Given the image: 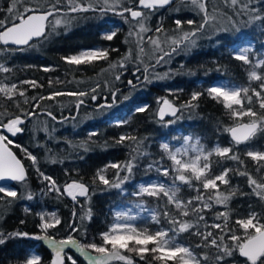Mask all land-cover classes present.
<instances>
[{"label":"trees","instance_id":"16d2710c","mask_svg":"<svg viewBox=\"0 0 264 264\" xmlns=\"http://www.w3.org/2000/svg\"><path fill=\"white\" fill-rule=\"evenodd\" d=\"M44 0H30L28 6H42ZM215 1V0H214ZM64 0L63 10L66 12L67 6ZM10 0H0V19H4L8 14L6 12ZM172 6L158 9L149 16L146 21L148 28L152 29L147 33L148 37L165 39L173 37L178 38L183 31L195 30L201 23L200 17H191L187 10L180 11L178 15H172L169 10ZM24 4L21 3V11ZM208 10V8L206 7ZM221 17L236 20L238 31L228 28V23H220L219 27L225 31L218 35L209 31V23L203 32L197 36V42L192 48L186 50L182 47L172 56H165L159 63L148 62L145 69L136 67L135 63H126L120 73V79L117 83L113 82V77L109 76L110 65L117 63L122 59L127 50L125 42V31L120 30L111 40H105L102 37V31L107 28L104 22H95L92 20V13L85 11L69 15L71 18L85 20L78 23L70 30L57 33H48L39 39L29 43L23 48L13 46L4 47L0 45V64L8 67L9 72H0V84H16L17 90L9 100L5 95L0 94V120L7 123L9 118L20 116L28 119L21 127L23 131L14 137L8 136L11 141L5 142L13 153L22 161L26 168V184L14 183L12 188L19 194V199L8 204L11 198L3 197L0 201V232L5 236L8 233L22 232L28 233L27 237H15L0 244V264H23L31 251L36 250L40 256V264H52L54 253L43 240H37L32 237L39 236L40 216L38 212L41 209L47 211H56L60 223L48 232L55 240L65 239V227L74 225L78 231L73 232L72 236L81 244L96 242L97 235L106 230V225L111 222V209L122 203H126L132 198L130 194L135 193L133 185L141 180H147L155 176L154 171H147L148 165L167 164V160L159 147L161 138L177 139V129L181 132H191L194 136L201 137L205 142L212 146L218 144L221 147H232L235 149V155L240 160H231L221 158L211 164L212 173L217 174L225 168L231 169L228 173L229 184L220 185V191L225 194L232 193L228 202L227 209L222 205H217L212 201L209 210L202 211L200 215L205 217L204 221H198L196 214L183 217L177 212L179 220H187L199 225V232L209 231L214 233L213 238L224 236V243L229 246L233 242L229 238L230 233L225 235L227 229L222 232L220 229L210 227L213 223L223 225V218L217 220L216 214L222 211H229L228 227L236 230L237 234L243 237L239 226L235 220L240 217H246L249 212H256L264 218V200H260L248 185L247 176H241L239 171H246L256 179L264 178V168L257 171V163H254L245 155V144L235 145L229 141L226 129L236 125L238 121L232 117L222 102H217L206 93L210 85L219 80H226L232 84L247 85V67L240 61L232 58L230 47L245 38L254 44V51L258 52L264 47V20H253L252 18L259 14L264 17V0L248 5L245 10L235 7L234 9L221 8ZM255 11H252V10ZM234 10V12H233ZM232 11V12H231ZM147 12V11H145ZM108 17H115L113 12L106 13ZM217 17V15H216ZM182 21L181 28L177 29L176 20ZM188 20H194L195 24L189 25ZM18 21H8L11 23ZM161 26L163 31L156 33L155 28ZM239 32V33H238ZM208 35V36H207ZM93 46H102L106 49H115L109 51L107 60L93 61L81 65H69L62 57L76 54L82 49H89ZM7 50H4V49ZM168 51L169 45L163 46ZM134 62V61H133ZM49 69L44 71V69ZM139 69V70H137ZM137 72L140 80H136L133 73ZM143 74L147 75L148 80L142 82ZM159 75L162 78L160 83L152 82V78ZM137 76V77H138ZM128 80L132 81L129 87ZM23 81H35L36 86ZM51 81V83H50ZM108 83V94H98L103 84ZM165 85L177 90L176 97L168 101L179 107L180 113L177 118L158 122L156 112L159 105L164 102L160 100L167 96L163 91ZM256 87V86H255ZM95 89V91H93ZM163 89V90H162ZM20 91L24 92L21 96ZM117 92L115 104H122V110L112 119H122L120 114L128 116L124 125H111L108 108L100 107L92 109V96L97 95L96 105L105 98L111 103V95ZM55 92H86V96L60 95L54 99H40L48 97ZM199 93L197 100H192V95ZM83 101L80 105L77 117L73 119L75 107L69 104ZM160 100V101H159ZM107 103V104H108ZM67 104V105H66ZM191 104V106H189ZM38 105V106H37ZM137 106H144V112L134 111ZM260 111L255 104L247 105ZM40 112L51 113L56 119L69 117L66 121L74 122L78 117L91 115L92 119L86 125L66 126L63 121L56 123L49 117L39 114ZM243 121H247L244 119ZM174 122V125L167 126V123ZM97 135H91V133ZM264 135V133H262ZM121 135L136 137V140H126L117 143ZM260 148L264 150V137L260 139ZM138 148V151L136 149ZM25 149L26 151H21ZM31 153L37 157V168L44 175L51 177L61 191L67 184L78 182L84 184L88 189L87 196H90L88 205L84 206V201L73 203L70 199L53 195L46 191V196L39 198L37 192L42 188V183L34 174L36 172L31 166V162L23 157V153ZM233 153H229L232 155ZM53 158L55 163L52 162ZM133 158L134 161H133ZM128 161H133L134 167L129 178L120 185L119 188L112 187V184L119 183L128 173L127 170L107 169V178L109 184H103L97 180V172L111 163L120 164L123 168ZM243 161V163H240ZM259 164L263 165L262 162ZM120 172L119 177L116 173ZM35 172V173H34ZM38 173V172H37ZM129 175V174H128ZM200 186V184H197ZM206 198L214 190L204 192ZM28 194L32 199H26ZM55 197V198H54ZM135 198V197H133ZM147 200V199H146ZM79 206V207H78ZM27 209V211H25ZM75 212V216L73 213ZM88 213V215H87ZM23 221V223H21ZM205 224L208 226L206 227ZM172 229L173 225H167ZM179 233V239L184 242L194 253L203 255L207 253L212 256L216 254L215 248L196 247L202 244L200 236L192 235L193 231ZM67 238V237H66ZM110 248V246H108ZM89 255L95 257L100 255L90 249L86 250ZM121 254L128 257L132 264H161L160 261L153 259V253L147 252L141 255L137 252L121 250ZM223 255V254H221ZM62 256H72L77 264H88L84 255L78 254L71 249H66ZM237 263L247 264L246 260L238 255V251L233 257H226L222 264ZM64 264H72L65 258ZM109 264H126L124 260H111Z\"/></svg>","mask_w":264,"mask_h":264},{"label":"snow or ice","instance_id":"6c2138e0","mask_svg":"<svg viewBox=\"0 0 264 264\" xmlns=\"http://www.w3.org/2000/svg\"><path fill=\"white\" fill-rule=\"evenodd\" d=\"M175 0H138V5L136 0H98V4L93 6L89 4L85 7L83 4L79 3L78 0H67V11L63 10L64 0H48L47 6H28L30 0H10V4L6 9L7 16L4 19H0V45H17L25 46L29 45V42L34 38L44 37L46 35V27L49 23V18L54 19L53 28L58 27L62 24V20L56 18L58 14L67 15L68 13L84 12V11H97L101 13H107L109 11L113 12L115 15L120 16L125 20L126 23H131L128 20L125 13H128L131 16V20L135 21L136 24L133 25L134 31L130 30L129 35H136L139 40H143L142 33L152 31V29L146 26V21L155 10L163 8L166 5L174 3ZM190 2L193 9H199L204 13L203 22L200 23L195 30L183 31L181 28L182 21L179 19L175 21L177 29L183 31V35L180 39H172L171 44L174 47L170 51L164 50L161 46V41L159 38L153 39L149 37L151 44L155 48L161 51L163 54L159 55L157 58V63L164 60L165 56H170L172 52H175L182 42L190 41L191 37L197 35L204 28H206L210 20L214 17H210L206 4L203 0H186ZM227 2V0H226ZM233 6L237 5L238 0H230ZM21 3L24 4L23 10L21 11ZM244 8H247V5H244ZM143 9H147L145 12ZM5 11V9H0V12ZM252 11H255L254 9ZM253 20H264V17L259 14L255 15ZM8 21H18V23H11V26H8ZM189 25L195 24L194 20H188ZM163 31L161 26L155 28L156 33H161ZM117 35L116 31H110L103 35V39L111 41ZM4 50H7L6 48ZM250 49L243 48L239 53L234 55V59L237 61L243 62L245 65L251 64V61L248 56V51ZM109 51H115V49H105V48H95L89 50H83L79 54L71 55L67 57H62L65 62L69 65H81L85 63H92L93 61L98 60H107L109 56ZM140 51L143 52L144 49L141 47ZM127 59V57H125ZM264 65V59L259 60L253 65V68H259ZM119 67L123 68L124 64L120 63ZM110 67H117L116 64L110 65ZM49 69L45 68L44 71ZM139 70V69H137ZM10 69L3 64H0V72L7 73ZM117 80L120 79V75L115 77ZM148 77L145 75V80ZM249 80L262 81L259 85V90L250 89V88H226L222 86H211L208 88L209 95L217 102H223V106L227 109L231 116L236 118L238 122L235 126L226 129L230 134L232 141L235 145L246 144L247 142L253 140L258 135L264 133V77H261L257 74L256 71L249 72ZM22 83H30L33 87L36 86L35 81H23ZM51 83V81H50ZM129 84H132V81H129ZM17 90V85L12 84L8 87L0 86V93H4L5 97L11 100L12 93ZM95 91V89H93ZM251 91V95L249 92ZM21 96H24V92L20 91ZM243 94V95H242ZM60 95H76V96H86V92L72 93V92H55L48 97H40V99H54L55 96ZM199 93H194L192 95V100L195 101L199 97ZM115 96V93H113ZM253 97L256 100H253ZM92 99L95 100L96 97L92 96ZM245 99L247 100L248 105H252L258 101L260 111L255 110L253 107H247L244 104ZM115 102V101H114ZM83 101L77 102V108ZM164 104L168 106L172 115H175L176 109L173 108L167 100L164 101ZM234 105H239V109L234 108ZM38 106V105H37ZM191 106V104H189ZM111 107V105H109ZM145 107H139L136 109L138 112H144ZM51 115V113H48ZM165 114L164 108L160 109V117L163 119ZM243 117H249L248 121H243ZM55 119V117H52ZM24 120L20 116H15L9 118L7 123H4L0 120V129H3L4 132L10 133L12 136H15L17 133L23 131L19 125L23 124ZM91 135H97L93 132ZM126 140H136V137H130L121 135L117 143H122ZM11 142L8 139V136L0 132V181H14L19 184H26V173L23 165L19 160L13 155L12 152L7 150L5 142ZM187 143V140H186ZM163 149L168 152V145H162ZM21 151H26L21 149ZM138 151V148L136 149ZM180 153V150L177 149L176 152H168L170 159L173 162V171L177 174L174 177V181L178 180L182 183L188 184L189 187H193L192 180L201 183L203 189L207 192L209 190H214V195L209 194L207 197L208 201H212L217 205H222L226 209L228 207V202L231 199L232 195H235V190L232 193L225 194L220 191L219 185H228V173L231 169L225 168L218 175L212 174L211 161L210 157L213 153L216 156L221 158L237 160L239 161V156L235 155V149L232 147H220L216 146L212 151L207 153L204 152L201 147L197 151V155L194 158L188 160L178 159L177 154ZM229 153H233L229 155ZM247 156L250 157L253 161L257 162V171L259 172L264 165L259 164V162L264 161V152L258 151H247ZM184 155H187L185 152ZM27 158L33 162L35 166L38 163L37 157L31 153H27ZM135 158H133L134 161ZM133 161H128L123 168L120 164L112 163L109 165L111 168L127 170L129 175L123 177L119 183L112 184V187L119 188L124 181H126L134 167ZM55 163V159L52 160ZM243 163V161H240ZM37 172L40 176L43 177V180L49 182L48 191H57L60 193V189L56 186V182L49 176L44 175L37 168ZM186 173H191V176L186 175ZM239 175L247 176L248 185L252 188V192L260 199L264 200V178L256 179L246 171H239ZM99 179L106 185L110 182L105 176L97 174ZM119 177L120 172L116 173ZM162 175L168 176L169 170L164 169ZM219 182V183H218ZM180 189L175 185V182L172 186H166L165 184H149L141 185L137 195L147 194L149 196H155L159 198L161 194L164 197H167V204L174 205L175 208L179 211L180 215L183 217H188L191 214H196L198 221H204L205 217L200 215L205 209H209L212 205L209 204L205 197L202 194H198L193 199L187 201V204L182 202L177 198V193ZM0 193H3V197L11 198L8 201H3V197H0V201L4 203L11 204L15 200L19 199V194L16 190L9 188L7 185L0 184ZM63 193L71 196L73 200H76L77 196H87L88 189L87 187L78 182H72L67 184ZM61 193V194H63ZM26 199L31 200L32 195L28 194ZM194 201H198L199 206L194 204ZM27 211V209H25ZM75 216V212L73 213ZM229 211H222L216 214V219L219 220L223 218V225L220 223H213L210 227L215 229H220L222 232L227 229L225 235L230 233L229 238L233 242L232 246L224 243V236H220L218 239L213 238L209 240V237H213L214 233L207 232L201 233L198 230V223L194 224L187 220H179L173 218L169 212H164L163 216L168 218V222L173 225L171 231L176 235L179 233L188 232L190 229H197L191 234L200 236L203 243L197 244L196 247H207L215 248L217 250L216 254L210 256L207 253L203 255H198L194 253L190 247L183 246L176 242V235L169 236V232L164 229L156 230L155 232H150L147 228H137L129 224H115L113 225L108 232L101 234L103 244L97 245L96 243H87L81 244L76 239L73 238L71 234L65 239L59 241L52 238L48 234V229L54 228L57 224L60 223L59 219L53 218V222H48L45 216H41L40 219L42 223L39 225L43 235L32 237L37 240H44L51 247L52 251L55 253V258L52 261V264H64L65 258L72 262V264H77L76 260L72 256H62L65 249L68 247L75 248L81 255H84L88 260V264H109L111 260H124L126 264H132V261L121 254V250H127L129 252H137L141 255L143 259V254L146 252L153 253V259L158 260L161 264H222L226 257H233L238 251L239 257L245 258L247 264H264V218H261V215L256 212H249L247 217H240L235 220V224L239 226L240 229H243V237L237 234L236 230L228 227L229 221ZM126 218V219H135L133 216H129L127 213H117V219ZM152 221L159 223V220L155 214L152 215ZM23 223V221H21ZM207 227L208 225L205 224ZM71 232H76L78 229L74 225H69ZM28 233L14 232L8 233L7 236L3 232H0V244H4L7 239L15 237H27ZM111 246L110 248L108 246ZM131 245V246H130ZM152 245L151 248L148 246ZM91 249L95 253H99L98 256H91L86 251ZM223 254V255H221ZM40 257L33 256L26 259L23 264H40Z\"/></svg>","mask_w":264,"mask_h":264},{"label":"rangeland","instance_id":"374dc122","mask_svg":"<svg viewBox=\"0 0 264 264\" xmlns=\"http://www.w3.org/2000/svg\"><path fill=\"white\" fill-rule=\"evenodd\" d=\"M258 1H260V0H238L237 5L233 6L231 4L230 0H227V2H226V0H215V1L214 0H206L205 4H206V7L208 8L207 12H208L210 17H214V19L210 20V22H209V23L213 22V24L211 26H209V31L212 32V34H216V35H218L222 31H225L226 29L222 30L219 27L220 23H222V24L228 23V28L229 29H234V30L238 31L239 29H238V26L236 25V20H233V18H231V19L228 18L227 19V17L226 18H222L221 17L222 16L221 15V13H222L221 12V10H222L221 8L223 7V8H227V9H234L235 7H239V9L245 10L246 8H244V5L248 6V5H251L253 3H257ZM46 2H47L46 0L43 1V3H45V4H46ZM78 2L83 4L85 7H87L89 4H91L93 6H96L98 4V0H78ZM137 2H138V0H136V3ZM65 5L67 6V4H65ZM183 10H187L189 12V14L191 15V17H197V16L200 17L199 19H201V23L203 22V18H204L203 14L204 13L201 12L199 9H193V7L190 4V2H186V0H176L175 3H174L173 8L170 9L169 12L172 15L176 16V15H178L180 13V11H183ZM66 11H67V8H66ZM89 11H90V13H92L91 17H92L93 21H95V22L101 21V22H104L107 25V28L104 31H102V34H101L102 37H103V35L105 33L110 32V31H116V32H118L120 30L125 31V34H126L125 42L127 44V50L123 54L122 59H120L119 62L114 63V64L117 65V67H115V68L110 67L109 68L108 75L113 77V82L117 83V79L115 77L117 76V73H120L122 71V69L124 68V67L121 68V67L118 66L120 63H123L124 65L126 63H135L136 67H140L141 69L144 70L145 69V65L148 62L156 63L158 56L163 54L161 51L157 50L154 45L151 44L150 40L148 39L149 37L147 39H145L148 32L141 34L144 37L142 41L139 40V38L136 35H132V36L129 35L130 30L134 31L133 25H135L136 22L131 20V16L128 13H125V16H127L128 20L131 21V23H126L123 18H121L120 16H117V15H115V17L111 18V17H108L106 15V13H101L99 10H97V11L89 10ZM84 12H82V13H84ZM109 12H111V11H109ZM233 12H234V10H233ZM76 13H79V12H76ZM71 14H75V13H68L67 15L58 14L56 18L61 19L63 22H62V24L60 26L55 27V28H53V26H52L54 24V19L52 17H50L48 26L46 27V32L51 33V34L52 33L53 34L57 33V32H59V30H62L63 32H65V31L70 30L71 28H73L74 25H76L78 23H81V22H83V23L85 22V20H83V19L82 20H78V18L69 17V15H71ZM216 15H217V17H216ZM179 31H181V30H179ZM203 32L206 33L205 32V28L203 29ZM181 33H183V32H181ZM206 34H210V33H206ZM182 35L183 34H181L178 38H180ZM198 35H196L194 37H191V40L195 41V43H191L189 41L186 44V46H185L186 50L192 48V46H194L196 44V42L198 40L197 39ZM241 37L242 36L240 35V41L238 43L232 45L229 50H230L231 56L233 58L234 55L239 53V51L241 49H243V48L250 49L247 54L249 56L251 64L245 65V64H243V62L240 61L245 67H247V74L246 75H247V83L248 84L247 85H239V84L229 83L226 80H219V81H216V82L212 83L210 85V87L219 85V86L226 87V88H245V87H247V88H250V89L259 90V85H260V83L262 81H257V80L250 81L249 80V72L254 70V71L257 72L258 75H260L261 77H264V65H262L259 68H253V65H255V63L257 61L264 59V47H263L262 50H260L258 52H255L254 51V44L251 41H249V40H247L245 38H241ZM153 39H156V38H153ZM172 39H176V38L171 37L167 41L165 39H159L161 41L162 48H163L164 45H169V48H170L171 45H172L171 44V40ZM141 47L144 49L143 52L140 51ZM95 48H104V47H102V46H93V47H91L89 49H95ZM89 49H82V50L78 51L76 54H79L83 50H89ZM76 54H74V55H76ZM125 57H127V59H125ZM135 75L137 77V72H136ZM136 80L139 81L140 77L138 76L136 78ZM143 81L145 82V79ZM151 81L154 82V83H157V82L160 83L162 81V78L159 75H157L156 78H152ZM0 86L8 87L10 85L1 83ZM163 87H165V88H163L164 90L163 89L162 90L167 94V96L164 97V98H161L160 100L164 99V101L165 100L172 101L176 97V94L178 93L177 90H175L173 87H170L168 85H165ZM109 91L110 90L108 89V83L105 82L103 84V86H102V89L99 90L98 94H106V93L108 94ZM206 93L209 94L208 93V88L206 89ZM0 94L4 95V93H0ZM13 94H14V92L12 93V95ZM249 95H251V91L249 92ZM94 96L96 97V99L95 100H93L92 98L91 99H92L93 103H96L97 102V95H94ZM253 100L255 101L256 98L253 97ZM105 103H108V102L105 101ZM115 103H114L113 106L108 108V110H109V118H111V119L113 117L117 116L118 113L122 110V106L123 105L121 103L120 104H115ZM222 104H223V102H222ZM244 104H245V106L248 105L246 99L244 101ZM254 104L259 107L258 101L255 102ZM69 106L70 107H75L76 103H72L71 102L69 104ZM95 106H98V105H95ZM139 107H144V106H137V107L134 108V111H136V109L139 108ZM239 107H240L239 105H234V108H236V109H239ZM120 115H121L120 118H122V119H118V118L117 119H112L110 124L111 125H115V126L124 125L125 122L128 119L127 118L128 116H126L124 113H122ZM242 119L243 120L247 119V121H248L250 118L249 117H243ZM91 120H93V119H92V116L89 114V115H86V116L82 115V116L78 117L74 122L66 121V122H63V124H64V127L69 126V125L70 126H81V125L84 126V125H86L87 122H90ZM169 125L170 126L174 125V122L167 123V126H169ZM21 132H19V134ZM5 134L10 136L9 133H5ZM176 134H177V137H178L177 139L161 138L159 140V147H160V150L162 151V153L164 155V158L167 160V164H159L158 163L157 165H148L146 167L147 171H154L156 173L155 176L151 177V178H149L147 180H141V181L137 182L136 184H134L133 188L135 189V193L134 194L132 193L129 196V198H132V200H130V201L126 202V203L118 204V205L114 206L111 209V222L108 225H106V230L104 232H108L109 229L115 224H129V225H132L133 227H137V228H140V229L147 228L150 232H155L156 230L164 229V230L169 232V236L176 235L167 226L170 223L168 222V218L163 216V213L167 211V212L170 213V215L173 218L178 219L177 218V214H175V212H177L180 215L179 211L175 208L174 205L167 204V197H164L162 194H161V196L159 198H157L155 196H149L147 194L137 195L136 193L139 192V188H140L141 185L161 184V183H163L166 186L170 187L175 182V185L180 189V191L177 193V198L179 200H181L182 202H184L185 204H187V201L193 199L198 194H202L205 197V200L209 204H211L206 198V194L207 193L206 194L203 193V191L205 192V190L203 189V186H202L201 183H198V182H196L193 179L192 180L193 187H189L188 184L182 183L181 181H178V180L174 181V177L176 176L177 173L172 170L173 169V162L170 159V157L168 155V152H176L177 149H179L180 153L177 154V158L178 159H183V160H188L190 158H194L197 155V151L201 147L203 148L204 152L207 153L209 151H212V149H214L216 146H219V145L218 144H214L212 146H209L205 142L204 139H202L201 137H198V136H194L191 132L183 133V132H181V130L177 129ZM263 137H264V135L260 134L256 138H254L253 140H251V141H249L248 143L245 144L244 149H245V155L246 156H247V154H246L247 151L264 152V150H261V148H260V145H261L260 144V139H262ZM186 140H187V143H186ZM165 144L168 145V152H166L163 149V147H162V145H165ZM185 152L187 153V155H184ZM23 157L31 162V166H32L33 170L36 172V174H34V175L38 179H40V183H42V185H43L42 188L37 192V194L39 195V198L42 199V198H44L46 196L45 192L48 191L49 182L43 180V177L40 176L37 173L36 165L34 166L33 162L30 159L27 158V152L23 153ZM248 158H250V157H248ZM209 159H210L211 164H212L213 162H217L216 160H220L221 157L216 156L213 153V155ZM253 162L257 163L256 161H253ZM261 162L264 165V161H261ZM109 165H107L106 167H103L102 169H100L97 172V174L99 173L100 175H103V176H105L106 179H108L106 172H107V169L109 168ZM112 169H116V168H112ZM164 169H168L169 170V175L168 176L162 175V172H163ZM125 173H127V171ZM220 173H221V171L219 173H217V174H213V173L212 174L213 175H218ZM186 175L191 176V173H186ZM97 180L99 182L103 183L99 179L98 175H97ZM197 184H200V186H198ZM221 185H223V184H221ZM9 188L13 189L12 185ZM210 191H212V190H209L207 192L209 193ZM48 192H50L53 195H59L60 196V198H59L60 200H61V197L68 198L66 196V193H63V191H61V190H60V193H58L55 190L48 191ZM61 193H63V194H61ZM1 194H3V193H1ZM133 197H135V198H133ZM68 199H70V198H68ZM71 201L73 203H77V201H84V206H85L86 204L88 205V203L90 201V196H87L84 200L76 199L75 201L74 200H71ZM199 203L200 202H198V201H194V204H196L197 206H199ZM209 209H205L204 211L209 210ZM117 213H127L129 216L135 217V219H126V218L117 219ZM38 214H39L40 217L42 215L45 216V218L48 220V222H53V218L58 219L57 215H56V211H54V210L47 211L45 209L44 210L41 209L38 212ZM153 214H155L157 216V218L159 220V223H155V222L152 221V215ZM87 215H88V213H87ZM40 221H41V219H40ZM41 223H42V221L40 222V224ZM52 229L53 228L48 229V232L50 230H52ZM240 230L243 233V229H240ZM39 231H40V234L43 235V232H42L40 227H39ZM64 231L67 233L66 237L69 234H71V235L73 234V232H71L69 226L65 227ZM207 232H209V231L206 230V231H203L202 233H207ZM101 234L97 235L96 242L99 243L97 245H102L103 244V240H102ZM66 237H64V238H66ZM201 240H202V238H201ZM92 241H90V243H93ZM176 242L181 244V245H183V246H187L184 242H182L179 239L178 235H176ZM46 244H48V243L46 242ZM148 247L151 248L152 245H149ZM68 249H71L72 251H74L76 253H79L75 248L68 247ZM63 254L64 253H62V255ZM33 256L40 257L36 250L31 251L30 254L28 255V258H31ZM53 256L55 258V253H54ZM229 264H233V263H229Z\"/></svg>","mask_w":264,"mask_h":264},{"label":"water","instance_id":"95a60500","mask_svg":"<svg viewBox=\"0 0 264 264\" xmlns=\"http://www.w3.org/2000/svg\"><path fill=\"white\" fill-rule=\"evenodd\" d=\"M203 2L205 3L206 0H203ZM169 6H171V4H170V5H166V6H164V7H169ZM41 38H43V37H39V38L34 37L30 42H32V41H34V40H39V39H41ZM30 42H29V43H30ZM2 46H4V45H2ZM9 46H13V47H16V48H23V47H25V46H27V45H25V46L8 45V46H4V47H9ZM133 74L135 75L136 72H134ZM143 82H144V81H143ZM128 85H130V84H129V81H128ZM113 93H115V96H116V93H117V92L115 91V92H113ZM113 93H112V95H111V103H109V104L104 103V104L102 105L103 107L109 108V105H111V106L114 105V103H115V102H114V101H115V96H113ZM169 104H170L173 108L176 109L175 115H172L170 109L168 108V106H166V105L164 104V102H162V103L159 105V107H158V109H157V112H156V120H157L158 122H165V121H167V120H173V119H175V118L178 117V115H179V113H180V109H179V107L176 106V105H174V104H171V103H169ZM161 108H164V111H165V114H164V116H163V119H161V117H160V109H161ZM77 111H78V108H77V105H76V112H75V114L73 115V118L76 117V115H77ZM39 114H43V115L49 117L50 119H52V120L55 121L56 123H61V122H63V121H66V120L69 118V117H66V118H63V119H56V118L53 119V118H52L53 115H52V114L49 115L48 112H40ZM29 118H30V117H29ZM29 118H28V119H29ZM21 119H23V118H21ZM28 119H23V120H24V123L21 124V125H19V127H22V126L25 124V122L28 121ZM234 126H235V125H234ZM232 127H233V126H232ZM0 132H2V133H7V132H4L3 129H0ZM9 134H10V133H9ZM17 134H18V133H17ZM227 135H228L229 141H230L231 143L234 144V142L232 141L231 136H230V134H229L228 132H227ZM10 136H11V137H14V136H12L11 134H10ZM247 143H248V142H247ZM5 145H6V143H5ZM6 147H7V150H8V151H10V152L13 153V151L8 147V145H6ZM13 155L16 157L17 160L20 161V163H21V164L23 165V167H24V164L22 163V161H21L20 159H18V157H17L14 153H13ZM24 169H25V173H26V168L24 167ZM14 183H16V182H14V181H8V180L0 181V184L7 185L8 187H10L11 185H13ZM66 196H67L68 198H70L71 200H73V198H72L71 196L67 195V193H66ZM86 197H87V196H77L76 199L84 200ZM241 258L245 260V258H243V257H241Z\"/></svg>","mask_w":264,"mask_h":264},{"label":"flooded vegetation","instance_id":"af4514ba","mask_svg":"<svg viewBox=\"0 0 264 264\" xmlns=\"http://www.w3.org/2000/svg\"><path fill=\"white\" fill-rule=\"evenodd\" d=\"M176 1V0H175ZM175 3V2H174ZM137 5H138V2H137ZM173 5V3L171 4V6ZM163 8H167V7H163ZM163 8H159V9H163ZM143 11H148L147 9H143ZM203 16H204V14H203ZM202 33V31L201 32H199V33H197V35L198 34H201ZM189 41H185V42H182L181 43V46L175 51V52H172L171 53V55L170 56H172V55H174L175 53H177L182 47H185L186 46V44L188 43ZM172 47H174V45H171V47L168 49V51H170L171 50V48ZM139 75V74H138ZM137 75V76H138ZM134 77L136 76V75H133ZM143 76H144V79H145V74H143ZM137 78V77H136ZM143 79V80H144ZM128 81H131V80H128ZM128 84V83H127ZM130 86H132L131 84L129 85V87ZM105 101H106V99L105 98H103L102 99V102L101 103H99V105L98 106H95L96 105V103H93V101L91 102V105H88V107H90V108H92V109H98V108H100V107H103L102 105L105 103ZM107 102V101H106ZM77 105V104H76ZM80 105H83V103L82 104H80ZM80 107V106H79ZM103 108H106V107H103ZM78 111H79V108H78ZM78 111H77V113H78ZM75 112H76V106H75ZM76 117H77V115H76ZM75 117V118H76ZM73 118V117H72ZM75 118H73V119H75Z\"/></svg>","mask_w":264,"mask_h":264}]
</instances>
